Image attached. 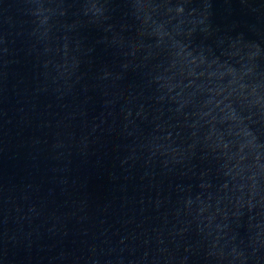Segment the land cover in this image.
<instances>
[{
	"label": "water",
	"instance_id": "obj_1",
	"mask_svg": "<svg viewBox=\"0 0 264 264\" xmlns=\"http://www.w3.org/2000/svg\"><path fill=\"white\" fill-rule=\"evenodd\" d=\"M0 264H264V0H0Z\"/></svg>",
	"mask_w": 264,
	"mask_h": 264
}]
</instances>
